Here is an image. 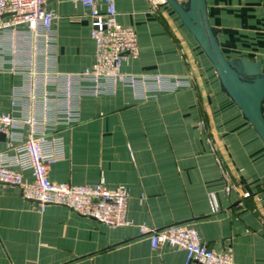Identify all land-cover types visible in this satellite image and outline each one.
I'll return each mask as SVG.
<instances>
[{
  "label": "crops",
  "instance_id": "0c3cea01",
  "mask_svg": "<svg viewBox=\"0 0 264 264\" xmlns=\"http://www.w3.org/2000/svg\"><path fill=\"white\" fill-rule=\"evenodd\" d=\"M206 7L224 56L259 61L264 73V0H206ZM45 8L55 14L50 68L60 75L81 73L95 55L87 10L77 0H47ZM115 9L116 21L132 28L138 42L137 56L124 59L120 71L187 83L145 98L123 85L94 96L76 94L77 120L49 132L59 156L47 177L125 187L131 225L108 227L63 206L39 209L17 187L0 184V264H197L186 263L181 249L151 248L138 231L182 223L235 263L264 264L262 142L162 0H115ZM16 31L23 38L24 26ZM15 43L8 32L0 34V112L19 120L55 117L61 93L52 95L47 110L29 102L31 83L22 65L27 46ZM45 90L58 92L55 86ZM13 131L10 148L0 137V162L17 155L29 132L23 124ZM18 171L31 181L29 171Z\"/></svg>",
  "mask_w": 264,
  "mask_h": 264
},
{
  "label": "built area",
  "instance_id": "2783aa9c",
  "mask_svg": "<svg viewBox=\"0 0 264 264\" xmlns=\"http://www.w3.org/2000/svg\"><path fill=\"white\" fill-rule=\"evenodd\" d=\"M46 1L0 0V34L8 32L11 46H17L16 40L17 43L18 40L26 42L27 60L22 65L31 83L27 93L29 102L47 110L52 95L61 93L62 99V106L55 109L57 115L53 118L26 116L19 120L11 114L0 112V133L4 134L8 148L12 146L16 125H26L29 130L27 136L18 142L17 155L0 162V184L17 187L22 198L36 203L39 209L47 205L63 206L108 227L130 226L131 222L126 218L129 194L125 187L109 189L103 182L70 185L48 179V169L59 156V143L50 136L51 131L58 123L77 120L73 107L76 94L94 96L113 92L116 85H123L131 88L138 97L145 98L157 92L177 89L187 82L179 78L128 75L120 71L124 59L137 56L138 42L132 28L116 21L115 0H77L91 19L94 59L79 74L56 73L50 68L54 50L52 21L55 14L45 8ZM20 26L25 28L23 38L21 34L17 35L16 29ZM48 86L57 87L58 92L46 91ZM36 88H42L41 93ZM17 169L29 171L31 181H24ZM209 204L211 211L215 212L213 200ZM138 231L148 238L153 249L166 246L183 250L186 263L237 264L229 254L208 249L201 242L197 231L188 224H173L160 229L138 226Z\"/></svg>",
  "mask_w": 264,
  "mask_h": 264
},
{
  "label": "water",
  "instance_id": "95a60500",
  "mask_svg": "<svg viewBox=\"0 0 264 264\" xmlns=\"http://www.w3.org/2000/svg\"><path fill=\"white\" fill-rule=\"evenodd\" d=\"M212 66L221 91L238 108L264 146V73L259 61L228 60L219 48L218 29L208 20L206 0H162ZM4 140V134L0 133Z\"/></svg>",
  "mask_w": 264,
  "mask_h": 264
}]
</instances>
